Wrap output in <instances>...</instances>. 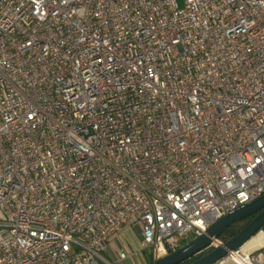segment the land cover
<instances>
[{"label":"built area","instance_id":"2783aa9c","mask_svg":"<svg viewBox=\"0 0 264 264\" xmlns=\"http://www.w3.org/2000/svg\"><path fill=\"white\" fill-rule=\"evenodd\" d=\"M263 193L264 0H0V264L154 262Z\"/></svg>","mask_w":264,"mask_h":264},{"label":"water","instance_id":"95a60500","mask_svg":"<svg viewBox=\"0 0 264 264\" xmlns=\"http://www.w3.org/2000/svg\"><path fill=\"white\" fill-rule=\"evenodd\" d=\"M249 216H252V218L236 235L188 263L214 264L229 251L242 247L250 238L262 229L264 226V193L236 210L222 216L209 226L203 234L193 238L189 242L178 247L176 250L154 262H150L149 264H179L188 260L194 255L209 248L213 240L218 238L230 224L235 221L246 219Z\"/></svg>","mask_w":264,"mask_h":264},{"label":"crops","instance_id":"0c3cea01","mask_svg":"<svg viewBox=\"0 0 264 264\" xmlns=\"http://www.w3.org/2000/svg\"><path fill=\"white\" fill-rule=\"evenodd\" d=\"M140 240L141 234L138 227L125 225L109 239L102 255L112 264H149L143 253L139 252ZM121 250L131 251L132 254L123 260H119L118 254Z\"/></svg>","mask_w":264,"mask_h":264},{"label":"trees","instance_id":"16d2710c","mask_svg":"<svg viewBox=\"0 0 264 264\" xmlns=\"http://www.w3.org/2000/svg\"><path fill=\"white\" fill-rule=\"evenodd\" d=\"M253 216V215H252ZM252 216H249L247 217L246 219H242V220H239V221H235L233 222L232 224H230L225 230L224 232L218 237L222 242H225L227 241L228 239H230L231 237H233L234 235H236L238 233V231H240L243 226L252 218ZM187 242H183V244H185ZM182 244V245H183ZM212 248L210 249H207L203 252H200L196 255H194L193 257H191L190 259L188 260H185L179 264H188L190 262H192L193 260L199 258L201 255H203L205 252L211 250ZM150 263V262H149Z\"/></svg>","mask_w":264,"mask_h":264},{"label":"bare ground","instance_id":"6f19581e","mask_svg":"<svg viewBox=\"0 0 264 264\" xmlns=\"http://www.w3.org/2000/svg\"><path fill=\"white\" fill-rule=\"evenodd\" d=\"M264 242V235L263 233L259 232L257 233L252 239H250L248 242H246L243 245V248H248L249 246H255L259 243H263Z\"/></svg>","mask_w":264,"mask_h":264},{"label":"rangeland","instance_id":"374dc122","mask_svg":"<svg viewBox=\"0 0 264 264\" xmlns=\"http://www.w3.org/2000/svg\"><path fill=\"white\" fill-rule=\"evenodd\" d=\"M179 3L181 4L180 1H179ZM254 236H255V235H254ZM254 236H253V237H254ZM253 237H252V238H253ZM138 238H140V235H138ZM252 238H250V239H252ZM134 241L136 242V240H134ZM143 255H144V257H145V259H146L147 261H150V260H149V257H148V254H147L146 251L143 252Z\"/></svg>","mask_w":264,"mask_h":264}]
</instances>
